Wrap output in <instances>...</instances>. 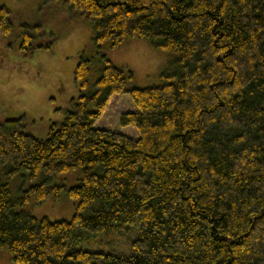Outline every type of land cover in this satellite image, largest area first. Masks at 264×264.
<instances>
[{
    "label": "trees",
    "instance_id": "trees-1",
    "mask_svg": "<svg viewBox=\"0 0 264 264\" xmlns=\"http://www.w3.org/2000/svg\"><path fill=\"white\" fill-rule=\"evenodd\" d=\"M48 2L90 24L99 47L145 39L176 55L180 71L129 89L132 73L99 53L104 65L90 85L82 53L78 96L45 139L26 132L25 116L0 121V249L17 264H264V0ZM0 31L13 32L5 7ZM116 95L136 106L119 124L138 139L96 127ZM77 169L70 221L16 211L32 195L37 204L59 198L66 186L54 178ZM2 171L8 181L42 180L12 200ZM114 224L138 232L129 255L74 247Z\"/></svg>",
    "mask_w": 264,
    "mask_h": 264
},
{
    "label": "rangeland",
    "instance_id": "rangeland-1",
    "mask_svg": "<svg viewBox=\"0 0 264 264\" xmlns=\"http://www.w3.org/2000/svg\"><path fill=\"white\" fill-rule=\"evenodd\" d=\"M12 16L13 32L4 36L0 31V121L25 116L26 132L35 138L45 139L49 124L62 122L69 110L70 101L77 98L74 71L82 53L91 60L89 84L93 85L104 63V54L116 67L132 73L127 88H147L159 85L162 75L175 76L180 68L177 56L154 49L150 42L140 38H128L118 48L111 42H94L93 27L87 22L69 19L68 10L52 6L48 0H0ZM137 108L128 95L114 96L96 127L118 131L138 139L134 126L121 127L119 119L124 112H136ZM1 177L8 184L10 198L18 199L22 192L41 182L31 179L28 173H20L11 180ZM82 170L58 175L55 184H64L66 191L56 198L50 196L37 204L35 196L16 211H24L37 219L51 222L70 221L76 210V202L67 190L79 183ZM88 214L92 210H88ZM107 234L92 236L81 234L83 240L75 248L104 254L129 255L138 232L128 225L114 224ZM0 264H17L8 250L0 249Z\"/></svg>",
    "mask_w": 264,
    "mask_h": 264
}]
</instances>
